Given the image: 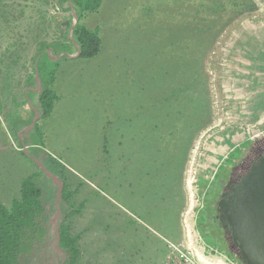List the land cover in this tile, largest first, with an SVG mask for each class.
<instances>
[{"label": "rangeland", "instance_id": "1", "mask_svg": "<svg viewBox=\"0 0 264 264\" xmlns=\"http://www.w3.org/2000/svg\"><path fill=\"white\" fill-rule=\"evenodd\" d=\"M219 3L220 18L213 14ZM69 14L63 0H0V202L6 206L18 197L21 180L37 171L21 155V140L31 147V131L12 122L23 112L28 121L30 105L39 109V93L27 89L35 87L36 57L44 47L56 56L53 47L69 42ZM80 23L99 28L103 41L98 56L74 63L77 78L63 93L68 105L47 134L78 211L67 220L60 211L57 222L78 237L77 264H164L166 241L200 236L207 244L197 228L205 224L207 191L220 192L231 162L264 145V0H102ZM133 128L137 146L120 144ZM129 150H138L131 161ZM49 188L47 242L25 264L56 254V187ZM207 245L226 255L214 242Z\"/></svg>", "mask_w": 264, "mask_h": 264}, {"label": "trees", "instance_id": "2", "mask_svg": "<svg viewBox=\"0 0 264 264\" xmlns=\"http://www.w3.org/2000/svg\"><path fill=\"white\" fill-rule=\"evenodd\" d=\"M63 1L66 3V10L71 12L72 8L74 9L75 14L78 17V22L72 30L69 42L67 44L56 46V48L53 47V49L57 53H65L68 52L72 46L77 45L80 50L77 57L84 59L96 57L101 50L99 28L93 30L88 29L80 23V20L85 13L98 12L102 0ZM220 6L219 3L213 10L214 16L217 15L219 18L221 17L220 12L223 11H218ZM72 17V14L67 16L69 28L72 23ZM191 34H195V32L193 31ZM188 49L189 47H187V50ZM48 53L49 51H47V48H42L38 53L35 62V67L38 69V76L42 85L41 92L38 95V105L42 112L41 118H45L51 113L53 105L58 99L55 92L50 89V85L54 80L55 68L57 66L56 63L49 60ZM42 56L46 59L45 61L40 60ZM62 58H66V55L62 54L61 59ZM25 116L26 113L23 112L18 116L20 118L19 121L16 120L12 122L14 129L30 123L33 114L30 115L28 121L24 120ZM30 137L31 143L29 146L31 147L28 148L29 155L39 158L47 170L63 180L60 209L64 212V220H67L78 212L73 210V204L71 201V197L75 192H71L67 189L64 175L61 171L60 162L40 148L43 146V141L41 129L37 123L31 130ZM238 153L239 151L236 150L233 155L237 156ZM21 155L28 158L22 150ZM231 165L233 166L234 163L231 162ZM220 177L221 176H219V179ZM221 179L225 180L226 175L224 174ZM49 184H52L51 180L37 167L36 172L29 174L21 180L19 195L11 200L9 206L0 202V264H25L26 261L34 257L37 250L45 246L48 236L45 201L51 198L54 192L49 188ZM203 191H205L204 185L201 187V193ZM219 194L220 192L217 188L207 191V196L204 199V208L200 212L201 214H204L205 224L199 223L197 228L207 244L214 242L219 245V249L228 257L235 259V257L226 250V244L217 220L215 206ZM82 206L83 205H81V207ZM77 241L78 237L72 236L69 233L68 228L64 225V221L61 222L59 224V247L66 257L63 264H77L80 255ZM60 262L61 256L57 263L60 264Z\"/></svg>", "mask_w": 264, "mask_h": 264}, {"label": "water", "instance_id": "3", "mask_svg": "<svg viewBox=\"0 0 264 264\" xmlns=\"http://www.w3.org/2000/svg\"><path fill=\"white\" fill-rule=\"evenodd\" d=\"M72 16L69 36H71L72 30L78 22V17L73 8ZM75 46L77 48L76 53L66 56L74 58L79 55L80 50L77 45ZM52 51L50 49L48 55L53 60L62 56V54L53 56ZM34 83L35 87L31 90L40 93L42 85L37 67H35ZM30 106L33 110V116L30 123L23 128L25 134L33 129L42 114L40 109ZM19 136L22 138L21 135ZM21 144L23 153L56 187V211L51 219V232L54 235L55 253L60 254V264H63L66 257L59 247V224L57 222V216L61 211L60 199L63 191V180L47 170L38 158L30 156L22 140ZM215 210L226 250L240 264H264V149L256 155L247 153L239 163L232 166L220 191Z\"/></svg>", "mask_w": 264, "mask_h": 264}, {"label": "crops", "instance_id": "4", "mask_svg": "<svg viewBox=\"0 0 264 264\" xmlns=\"http://www.w3.org/2000/svg\"><path fill=\"white\" fill-rule=\"evenodd\" d=\"M88 29H90V28H88ZM93 29H95V28H93ZM93 29H91V30H93ZM101 41H103L102 38H101ZM61 54H63V53H58V55H61ZM67 54H71L70 50L67 52ZM78 59H80V58H78V57L71 58V57H68V56H66V58H62V59L60 57L57 60H53L52 58H50V61L56 63V66H57L55 68L54 80H53L52 84L50 85V89L55 92V94L58 96V99L55 101L51 113L47 117L42 118L41 124H40V129H41V131H43L42 133L44 134V138L42 139L43 140V148H42V150H44L47 154L52 156L55 160H58V158L56 157L55 154L50 152L51 149H49L46 146L47 145V134L48 133H54V131H52V129H54V126L56 125L57 115H58V113H59V111L61 109L66 108V106L68 105V104H66V105L62 104L63 103V99H64L63 93L65 91V87L67 85H71L77 78L76 67L74 66L75 65L74 63L79 61ZM28 79H29V77L27 78V80ZM27 89H28V92H33L32 90H29V88H27ZM31 89H32V87H31ZM25 104L28 106V102L27 101H26ZM29 104H30V102H29ZM100 108H104L105 109V104H102V106ZM104 109H102V111H101V115L102 116L104 115V112H103ZM30 110H31L30 113L33 114L32 113L33 112L32 108ZM129 121L131 123V121H132L131 117L128 118L126 123H128ZM133 131L136 132V128H133L132 131H130L131 132L130 135L133 138H131V137H128V138L126 137L125 138L121 134V142H120V144H123V143L125 144V141L128 140V141H130L131 145H136L137 146L138 142H137V140H135L136 138L134 136L136 134ZM101 138H102V136H101ZM104 139L102 140V144H101L102 145L101 154L104 153V147H103ZM51 146L53 148H55V150L58 149L56 144L52 145V143H51ZM120 147L122 148V146H120ZM124 151L125 150H121V149L119 150L120 164L123 163V161L125 160ZM137 153H138V150H129V156L127 157L128 160L131 161L132 160V154H134L136 156ZM163 233H165V231H163Z\"/></svg>", "mask_w": 264, "mask_h": 264}, {"label": "built area", "instance_id": "5", "mask_svg": "<svg viewBox=\"0 0 264 264\" xmlns=\"http://www.w3.org/2000/svg\"><path fill=\"white\" fill-rule=\"evenodd\" d=\"M196 203L198 205L200 199H197ZM190 219L192 215L188 210L184 222L185 231L188 234L194 230V223ZM164 264H239V262L205 244L199 236L187 243L166 241Z\"/></svg>", "mask_w": 264, "mask_h": 264}, {"label": "flooded vegetation", "instance_id": "6", "mask_svg": "<svg viewBox=\"0 0 264 264\" xmlns=\"http://www.w3.org/2000/svg\"><path fill=\"white\" fill-rule=\"evenodd\" d=\"M263 149H264V145L261 144V145L257 146V148L256 147L251 148L250 153L252 155H256L260 150H263ZM56 255H57V253L54 256H52L51 258H49L48 260L41 261L39 264H54V263H57V261H58V259L60 257L58 255V258H57Z\"/></svg>", "mask_w": 264, "mask_h": 264}]
</instances>
